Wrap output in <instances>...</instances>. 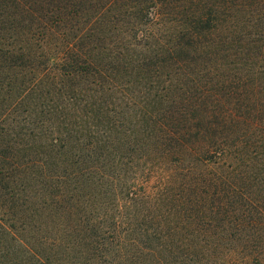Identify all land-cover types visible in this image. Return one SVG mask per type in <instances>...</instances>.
I'll use <instances>...</instances> for the list:
<instances>
[{"label": "rangeland", "instance_id": "374dc122", "mask_svg": "<svg viewBox=\"0 0 264 264\" xmlns=\"http://www.w3.org/2000/svg\"><path fill=\"white\" fill-rule=\"evenodd\" d=\"M104 3L100 0L93 5L92 0H86L84 8H89V12L84 21L94 20L97 16L93 11ZM150 3L149 0H119L111 11L102 12L101 27L91 25L94 34L101 31L98 33L100 44L94 42L93 49L101 53L114 50L135 61L148 57L152 61H146L145 69L139 70L135 64V69L123 65L127 70L115 67L117 72L96 85L101 87L99 90L93 85L70 82L68 95L73 99L69 102L57 96L55 87L49 89L44 101L62 100L68 106V121L77 125L72 126L77 132L71 134L70 153L77 152L78 145L83 147L91 134L92 139L101 134L107 148L102 144L96 151L105 159L97 162L95 156L91 158L89 177L71 179L72 193L65 194L61 205L48 201L41 207L39 195L50 191V183L44 187L34 183L31 192L26 193L32 199L23 213L33 231L22 238L34 252L49 259V264H264L263 144L255 139L236 143L235 147L228 148L230 153L225 159L213 156L205 163L188 151L200 147L201 139L199 142L196 138L181 139L170 132L185 133V120H197L198 116L210 113V107L218 105L216 101L231 110L230 115L235 120L238 114L244 115L245 112L236 109L242 107L244 101H238L234 90L242 83L247 90H255V98L264 100V0H250L252 7H256L250 12L253 19L246 21L247 26L240 33L242 41L239 36L227 41L220 39L222 33L216 34L212 40L221 41L220 45L201 52L188 50L187 55L172 61L164 53L154 59L155 53L165 46L172 47L181 24L187 21L175 7L179 0L168 8H157L159 16L153 22L139 16L138 11L136 15L128 9L137 5L147 14ZM173 8L175 13L167 11ZM74 22L70 24L76 26ZM11 25L15 26L14 30L4 35L7 39L15 37L21 41L29 24H21L16 19ZM56 33L58 31L45 36L40 32L42 35L37 36L35 44L29 42L31 45L25 46L36 56L57 60L78 33L74 30L66 36ZM40 41L42 52L38 48ZM238 77L242 83L236 79ZM222 82L224 86L220 85ZM77 84L79 93L73 96L71 89ZM81 87L85 91L82 92ZM192 105L197 107L194 114L189 110ZM171 109L179 114L176 127L170 125ZM259 116L263 120L264 110ZM81 122L82 127H78ZM189 124L194 125L195 121ZM195 133L198 132L193 129L191 134ZM80 134L83 137L77 144L74 138ZM159 142L163 145L159 146ZM165 149L174 153L164 155ZM73 159L66 163L70 170L74 169ZM53 171L56 172V168ZM210 180L213 186L206 189L203 182ZM190 185L196 186L189 190ZM189 201L193 202L190 206L200 212L197 219L196 211L186 203ZM75 204H81L76 211L71 207ZM217 211L224 215H217ZM78 213L85 217L84 221L87 216L97 218L104 227L99 228L101 233L90 225L85 229L76 216ZM71 224L81 227L79 235L83 243H73L74 234L65 231ZM90 224L100 227L96 221ZM113 228L124 232L122 235L117 232L119 238H123L121 243H110V237L104 234L105 230L112 233ZM44 238L59 239L62 243H45ZM1 239L0 244L16 251L12 255L18 264L26 261L16 243Z\"/></svg>", "mask_w": 264, "mask_h": 264}, {"label": "trees", "instance_id": "16d2710c", "mask_svg": "<svg viewBox=\"0 0 264 264\" xmlns=\"http://www.w3.org/2000/svg\"><path fill=\"white\" fill-rule=\"evenodd\" d=\"M117 1L119 0H104L105 3L101 4L102 6L98 5L93 11L94 16L97 17L92 21L91 19L84 21L89 12V8H84L86 0H0V135L2 137H0V241L1 238H6L17 244L26 256V261H22L21 264H49V259H44L41 254L38 255L34 252L22 238L23 235H28L33 231L31 230L33 226L28 224L26 216H23L27 210V203L32 199L26 193L31 192L34 183H38L42 187L50 183V191L41 189L47 192L45 194L42 191L45 195H39L41 196L39 200L41 207L45 206L48 201L56 206L61 205L65 202L67 196L65 194L72 193L73 189H70L69 186L71 179L75 176L83 178V176L90 175L89 162L91 158L95 156L99 162L104 156L97 154L96 151L100 149L102 144L104 149L107 148V142H104L101 134H98L95 139L91 138L93 136L91 134L83 147L78 145L77 152L70 153L69 143L73 139L71 134L77 132V130L72 129V126L77 125L68 121L66 114L68 106L62 100L58 102L59 100L56 98V100L46 99L44 101L49 94V89L55 87L57 96H63V101L69 102L73 99L68 95L70 82L85 83L87 86L93 85L99 90L101 87L96 85L101 83L105 77H111L115 70L117 72L115 67L127 70L122 67L123 65L135 69V64L137 65L136 68L142 70L145 69L143 67L147 66L146 61H152L148 57L135 61L124 53H116L114 50L101 53L91 47L94 42L100 44L98 33L101 34L99 30L95 31L94 34L91 25L101 27L99 22L104 18L102 12L111 11V7ZM149 1L151 8L150 11L147 10V14L144 9L137 5L128 9L130 12L135 11L134 14H139L143 18L147 17L153 22L159 16L156 12L157 8H168L175 0ZM92 2L94 5L100 0H92ZM249 2L250 0H216L214 3L210 0H179V5L175 7L179 9L187 22L181 24V31L173 38L174 45L163 47L161 51L155 53L154 59H157L160 53H164L172 61L181 55H187L188 50L201 52L212 49L213 46L221 43V41L212 40L216 34L222 33L220 39L227 41L239 36L242 41L243 34L240 33L243 32L244 26H247L246 21L251 22L253 19L250 18L253 13L250 12H254L251 9L255 5L252 7ZM108 9L110 10L108 11ZM167 11L175 13L176 10L173 8L167 9ZM117 12L119 14V9ZM183 17L181 18L183 19ZM16 19L20 20L21 24L25 22L29 24L27 34L21 35L24 36L21 41L15 37L7 39L8 36L4 35L6 32L14 30L15 26L11 25V22ZM72 22L77 23L76 26H73ZM69 24L70 27H66ZM136 24L143 26L142 23ZM78 26L83 29L78 30L80 28L77 29ZM72 30L78 34L75 35L74 41L67 43L64 52L61 53L62 57L57 60H52L45 55L36 56L32 50L26 47L31 45L29 42L38 41L37 36L40 32H44L47 36L53 31H58L56 34L62 33L66 36V33ZM12 34L14 33H11L10 36H13ZM41 42L38 45L40 52L43 51ZM19 44H24V46ZM225 44L228 45L229 43ZM195 45L198 47L194 48ZM236 79L242 83L240 77ZM220 85L224 86L225 83L222 82ZM78 87L80 86L77 84L74 89H71L73 96H75L74 93H79ZM80 90L85 91L82 87ZM234 90L237 94L236 97L239 98L238 101H244L242 107L236 108L238 112H245L244 115L238 114L235 120L230 115L231 110L228 111L219 101H216L218 105H212L210 113L203 117L198 116L197 120L196 118L189 121L185 120V133L182 134L183 131L179 133L170 131L172 136L179 135L181 139L188 137L196 138L198 142L199 139L202 140L203 143H199V145L203 146L200 145L198 148L188 150L189 155H196L200 162L208 163L213 156L218 157V159H225L230 153L228 149L230 146L235 147L236 143L242 142L249 143L250 139H255L264 146V116L263 120L259 116V114H263L264 100L255 98V90L252 92L247 90L244 83L238 85ZM91 91L95 92V90ZM254 99L260 101H251ZM196 109L197 107L194 105L190 106V114L196 113ZM178 115L174 109L170 110L169 121L172 127H176L175 123L179 122ZM191 121H195V124H189ZM82 124L83 122L78 127H82ZM78 127L77 129L81 131L82 129ZM193 129L197 130L198 133L192 135ZM80 135L78 138H74L77 144L82 140L80 138L83 135ZM25 140L26 142H24ZM230 142L235 143L231 145ZM158 144L159 146L163 145L162 142ZM171 153H174L171 149L163 151L164 155ZM38 156H41L40 159ZM60 158L63 162L59 161ZM72 158H74L75 165H72L74 169L70 170V165L68 166L66 163ZM55 160L58 162L56 163ZM55 168L56 172L53 171ZM35 177H38L39 180ZM212 182L213 180L206 181L203 182V185L206 189L211 188ZM195 186L190 185L188 189L191 190ZM186 203L188 206L193 204L191 201ZM197 203L196 201L195 204ZM79 206L81 204H75L71 207L76 211V207ZM189 208L192 211L195 210L191 206ZM198 213L200 212L197 210L194 215L196 219ZM216 214L224 215L218 211ZM76 216L80 218L79 222L87 230L89 225L97 230L104 228L97 218L90 219L87 216V220L84 221L85 217L81 214L78 213ZM34 221L36 222V220ZM91 221H96L100 227L90 224ZM80 228L73 224L65 228V231L74 234L73 243H83L84 241L79 235L82 232ZM118 228L121 229V226ZM118 228H113L112 233L107 232V230L105 233L103 232L110 237L112 241L110 243H121L122 237L119 238L117 235ZM99 232L101 233L100 230ZM123 233L122 231L118 232L120 235ZM43 241L45 243H62V240L59 239H51L50 241V239L44 238ZM15 252V250L11 251L9 247L0 244V264H18L17 258L12 255Z\"/></svg>", "mask_w": 264, "mask_h": 264}]
</instances>
